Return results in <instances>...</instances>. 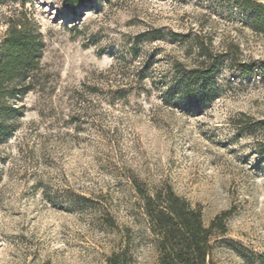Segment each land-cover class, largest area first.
<instances>
[{
  "label": "rangeland",
  "instance_id": "rangeland-1",
  "mask_svg": "<svg viewBox=\"0 0 264 264\" xmlns=\"http://www.w3.org/2000/svg\"><path fill=\"white\" fill-rule=\"evenodd\" d=\"M63 3L0 0V44L11 22L44 42L0 139V264H106L125 238L155 264L137 188L166 186L207 226L230 211L218 264H264V22L225 0ZM195 36L234 64L187 88Z\"/></svg>",
  "mask_w": 264,
  "mask_h": 264
},
{
  "label": "trees",
  "instance_id": "trees-1",
  "mask_svg": "<svg viewBox=\"0 0 264 264\" xmlns=\"http://www.w3.org/2000/svg\"><path fill=\"white\" fill-rule=\"evenodd\" d=\"M94 0H64V7L76 12ZM233 2L256 19L264 22V6L251 0H225ZM157 33H160L159 31ZM156 33V34H157ZM158 35V34H157ZM173 36H179L174 34ZM187 37V36H186ZM192 49L203 58L198 66L182 68L180 79L190 88L192 82L198 85L211 80L222 60L234 64V56L212 54L199 36L188 40ZM44 42L41 34L22 22H11L3 42L0 44V139L13 135L10 116L20 112L19 100L36 89V74L43 54ZM237 51L239 48L236 47ZM251 66L243 64L239 70L243 75ZM254 66H252L253 68ZM255 68V67H254ZM179 71V70H178ZM259 131L264 132V121L258 123ZM264 155V142L260 145ZM143 196L142 209L147 220V230L151 245L156 252L155 264H218L216 252L224 243L233 245L227 237V218L230 211L217 216L208 226L203 221L200 207H193L185 198L178 196L166 186ZM232 247V246H231ZM106 264H138L129 238H125L118 248L106 257Z\"/></svg>",
  "mask_w": 264,
  "mask_h": 264
}]
</instances>
